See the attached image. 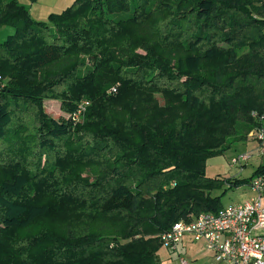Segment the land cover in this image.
<instances>
[{
	"label": "trees",
	"instance_id": "16d2710c",
	"mask_svg": "<svg viewBox=\"0 0 264 264\" xmlns=\"http://www.w3.org/2000/svg\"><path fill=\"white\" fill-rule=\"evenodd\" d=\"M3 28L0 264H161L163 233L264 174L206 173L263 128L264 0H75L47 21L0 0Z\"/></svg>",
	"mask_w": 264,
	"mask_h": 264
},
{
	"label": "built area",
	"instance_id": "2783aa9c",
	"mask_svg": "<svg viewBox=\"0 0 264 264\" xmlns=\"http://www.w3.org/2000/svg\"><path fill=\"white\" fill-rule=\"evenodd\" d=\"M116 90L113 89V92ZM89 103H80L71 120H83ZM264 119V117H263ZM258 152L264 153V128L255 134ZM242 154L233 160L241 167L250 159ZM254 197L244 203L224 207L218 213H204L191 221H179L163 233V249L173 253L188 240L202 243L216 260L226 264H264V174L255 176L249 184ZM180 264H189L185 258Z\"/></svg>",
	"mask_w": 264,
	"mask_h": 264
},
{
	"label": "crops",
	"instance_id": "0c3cea01",
	"mask_svg": "<svg viewBox=\"0 0 264 264\" xmlns=\"http://www.w3.org/2000/svg\"><path fill=\"white\" fill-rule=\"evenodd\" d=\"M43 1L46 3L52 4L51 6H53L58 0H56V1H53V0H35L36 4L43 2ZM71 1H74V0H69L66 4H63L60 7V11L62 12L64 7L66 5H68L69 3H71ZM32 9L33 8L30 9V13H31L32 17L35 19L36 17H38V10H32ZM50 14H52V13H50ZM262 126L264 128V122L262 123ZM241 146H242V152H240V154H249L251 156L250 159L246 163H243L241 165V167H236L233 165V163H231V160L235 157V156H232V158L230 160H228L227 163H225L223 165V168H222L223 176H222V178L249 179L254 175L255 171L258 168L264 167V153L260 154L258 152V144L256 143L255 140L250 139L249 141L242 143ZM224 155H225V153H224ZM242 187H244V186H242ZM247 188H248V191H245L243 193L240 192L241 187L234 190L235 191L234 194H237V199H238L237 203H234V204L244 203V202H246V201H248L254 197V193L252 192L249 185H247ZM263 203H264V201H263ZM187 244L189 246L183 248V250L185 249V251H187V253L190 254L191 263L187 260L189 264H226V263L217 261L215 256L212 253H210L209 251H207L202 243H191L188 240H185L180 245V247L182 245L185 246ZM180 247H179L178 251L176 252L177 257L175 259H174V257H168V258L159 257L161 259L160 263L161 264H178L179 259L184 258V257H181L179 254L180 250H181ZM188 248H190V249H188ZM176 255H174V256H176Z\"/></svg>",
	"mask_w": 264,
	"mask_h": 264
},
{
	"label": "rangeland",
	"instance_id": "374dc122",
	"mask_svg": "<svg viewBox=\"0 0 264 264\" xmlns=\"http://www.w3.org/2000/svg\"><path fill=\"white\" fill-rule=\"evenodd\" d=\"M20 3H22L23 5L27 6L29 9L33 8L32 10H38V17H36V20L39 21H46L48 18V15L50 13H56L59 14L60 11V7L63 4H66L69 0H58L53 6H51L52 4L46 3V2H40L37 3L36 2H32L31 0H19ZM56 1V0H53ZM75 1V0H74ZM74 1H71V3H69L68 5H66L64 7L67 8L68 6H70ZM36 4V5H35ZM63 9V10H64ZM14 33V30L12 28H3L0 30V42L5 41L8 36L12 35ZM116 90V88H114ZM113 92V90H112ZM115 93V92H113ZM46 109L47 112L53 116L54 118H60L61 116V112L59 109V103L53 100H48L46 101ZM71 117V116H70ZM73 123H76L72 120ZM242 143H239L238 145L235 144L229 151L225 152V155L223 154L220 157L217 158H213L210 159L207 162V176L210 178H222L223 176V165L225 163H227L228 160H230L232 158V156H235L232 160L231 163H233V160L237 159L239 156H241L242 154H240V152H242ZM239 154V155H238ZM248 155V154H246ZM222 162V163H221ZM234 166L238 167L237 165L233 164ZM245 191H248L247 185L244 187H241L240 192L243 193ZM223 191H219V192H215L214 195H221ZM234 190L227 192L225 195L222 196L221 202L223 204V206H228L234 203H237V194H234ZM189 246L188 244L185 246H181V250H180V256L184 257L186 260H188L191 263V259H190V254L187 253V251H185V249L183 250V248ZM190 249V248H188ZM176 252H173L171 254V252L164 250L161 248V250L157 253V258L159 259V262H161V258H168V257H174V259L177 257ZM176 255V256H174ZM179 264V263H178Z\"/></svg>",
	"mask_w": 264,
	"mask_h": 264
}]
</instances>
